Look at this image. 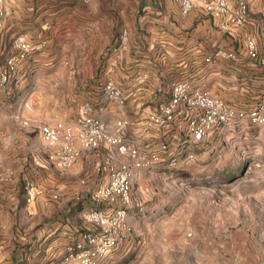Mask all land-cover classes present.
<instances>
[{
	"label": "crops",
	"instance_id": "0c3cea01",
	"mask_svg": "<svg viewBox=\"0 0 264 264\" xmlns=\"http://www.w3.org/2000/svg\"><path fill=\"white\" fill-rule=\"evenodd\" d=\"M209 1L192 0V9L184 13L179 0H0V63L15 54L20 34L33 47L46 41L19 64L10 86L0 89V264H77L66 260L68 246L90 229L84 212L99 206L85 189L109 180L97 171L108 150L104 146L82 150L67 170L51 167L43 143L33 144L28 135L22 138V152L13 151L10 121L24 112L48 111L46 122H74L82 106L91 104L112 130L124 121L125 136L152 146L161 138L148 127L146 116L169 97L175 81L188 80L193 88L209 89L237 107H250L264 95V64L250 57L246 46L247 37L255 39L259 50L264 46V0H247L251 19L244 26L214 17L206 9ZM62 47L70 50L60 53ZM61 79L66 80L65 98L55 96ZM108 82L126 96L124 109L102 96ZM254 128L264 125L236 121L230 132L198 147L237 139ZM88 166H94L88 187L75 198L77 180ZM141 172L136 169L134 179ZM257 183L242 187L241 205L264 206L259 198L264 188ZM30 187L34 197L28 202ZM249 190L258 192L257 200L249 198ZM227 260L251 262L241 255Z\"/></svg>",
	"mask_w": 264,
	"mask_h": 264
},
{
	"label": "rangeland",
	"instance_id": "374dc122",
	"mask_svg": "<svg viewBox=\"0 0 264 264\" xmlns=\"http://www.w3.org/2000/svg\"><path fill=\"white\" fill-rule=\"evenodd\" d=\"M64 50L70 48L62 47L59 52ZM58 83L59 95L55 96L65 98L66 80ZM48 117V111L28 110L10 121L13 151L22 152L24 135L33 144H42L39 124ZM235 136L197 147L192 151L195 160L182 167L142 170L132 184V231L98 264H227V257L237 255L251 261L237 264H264V206L250 202L243 206L239 200L245 185L254 187L260 181L264 188V128ZM103 158L97 163L99 173ZM93 167L88 166L84 177L78 178L75 198L83 186L88 187ZM92 189L85 193L91 195ZM248 193L250 199H258L257 191ZM259 198H264V192ZM89 224L88 230L96 229Z\"/></svg>",
	"mask_w": 264,
	"mask_h": 264
},
{
	"label": "built area",
	"instance_id": "2783aa9c",
	"mask_svg": "<svg viewBox=\"0 0 264 264\" xmlns=\"http://www.w3.org/2000/svg\"><path fill=\"white\" fill-rule=\"evenodd\" d=\"M179 1L184 13L194 5L192 0ZM234 2L236 5L232 0H210L206 9L222 22L244 26L251 19L248 2ZM123 34L127 38V31ZM45 43L42 41L33 47L27 42L26 34L15 38V54L7 62L0 63V89L10 86L19 64ZM246 46L249 56L264 64V46L259 50L253 37H247ZM228 55L234 56V53ZM102 96L115 101L120 109L126 107V96L114 82L104 85ZM236 121L244 125H264V95L250 107H237L209 89L193 88L190 81L179 80L172 83L169 97L159 102L146 116L148 127L161 138L152 146L142 145L138 140L125 136L122 131L126 125L124 121H119L117 129L112 130L93 112L91 104L82 106L74 122L40 123V135L48 158L61 170L71 168L81 150L101 146L108 149L99 171L108 175L109 180L90 195L92 203L99 206L83 214L84 219L96 229L84 231L78 243L68 246L66 260L77 264H98L127 238V233L132 231L130 206L136 169L182 167L195 160L194 147L230 132ZM144 151L146 153L142 154ZM3 178L4 173L0 170V179ZM27 192V201L31 202L34 189L30 187Z\"/></svg>",
	"mask_w": 264,
	"mask_h": 264
}]
</instances>
